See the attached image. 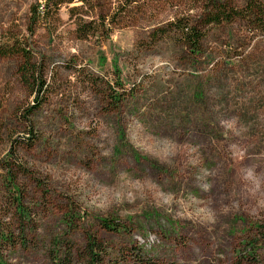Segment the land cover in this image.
<instances>
[{
  "label": "rangeland",
  "instance_id": "rangeland-1",
  "mask_svg": "<svg viewBox=\"0 0 264 264\" xmlns=\"http://www.w3.org/2000/svg\"><path fill=\"white\" fill-rule=\"evenodd\" d=\"M43 1L0 0V45L27 42L49 84L34 109L22 58L0 57V227L18 235L3 261L85 264L91 234L104 264H240L247 240L259 248L243 264H264V32L214 26L193 55L153 31L201 4L146 0L109 39L80 40L70 12L80 2L32 24Z\"/></svg>",
  "mask_w": 264,
  "mask_h": 264
},
{
  "label": "trees",
  "instance_id": "trees-1",
  "mask_svg": "<svg viewBox=\"0 0 264 264\" xmlns=\"http://www.w3.org/2000/svg\"><path fill=\"white\" fill-rule=\"evenodd\" d=\"M153 3L168 2L173 6L182 4L195 3L201 4L202 11L199 15L186 14L179 12L168 21L167 28H158L153 31V39L176 38L182 42L184 48L193 53L200 54L203 50V44L207 37V30L214 26H226L229 24L241 23L249 27L250 32L254 34L264 32V3L260 0H152ZM71 4L74 0H44L37 3L31 8V23L36 24L48 18L57 16L59 9L65 3ZM80 2L70 8L72 16L76 15V37L80 40L92 39H109L113 29V25L129 21L135 18L136 14L143 13L146 8L151 5L146 0H77ZM153 6V5H152ZM88 17V18H87ZM57 18V17H56ZM34 27L31 34L34 33ZM20 56L22 63L20 72L26 83L31 87L33 93H36V103L34 109L38 108L49 89L47 83V72L44 58H38L27 42L15 39L0 45V57ZM42 100V102H41ZM115 102L118 98L114 97ZM38 104V105H37ZM22 168L20 164H17ZM4 169L16 167V164H6L2 166ZM9 173V172H8ZM6 181L12 184V188L19 192L15 187L14 176L12 173L7 174ZM17 205V214L20 219V234L24 237L25 222H27V209L23 205L22 196L18 194L15 197ZM74 218V216H71ZM102 226L109 231L119 232L121 224L115 219L105 218L101 220ZM259 231L264 237V224L259 226ZM18 235L12 229L5 232L0 227V251L2 245H15ZM259 240H247L243 243L244 253L241 256L240 264L246 259H256V251L259 248ZM133 253H138L136 249H132ZM105 246L94 235L88 236L87 246L84 252H80V257L85 264H104ZM135 264H148L143 261L141 255H134ZM70 258V256H69ZM0 264H8L3 261L0 252Z\"/></svg>",
  "mask_w": 264,
  "mask_h": 264
},
{
  "label": "built area",
  "instance_id": "built-area-1",
  "mask_svg": "<svg viewBox=\"0 0 264 264\" xmlns=\"http://www.w3.org/2000/svg\"><path fill=\"white\" fill-rule=\"evenodd\" d=\"M151 239H152V241H154L155 240V236H151Z\"/></svg>",
  "mask_w": 264,
  "mask_h": 264
}]
</instances>
